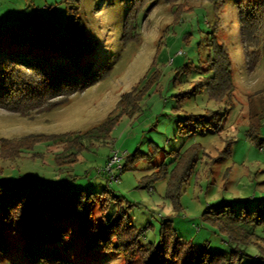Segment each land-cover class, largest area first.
I'll use <instances>...</instances> for the list:
<instances>
[{"label":"rangeland","instance_id":"1","mask_svg":"<svg viewBox=\"0 0 264 264\" xmlns=\"http://www.w3.org/2000/svg\"><path fill=\"white\" fill-rule=\"evenodd\" d=\"M131 3L0 0V28L18 24L22 17L41 14L63 31L78 8L85 32L95 45L80 62H90L98 71L110 66L105 78L51 110L29 117L0 108V139L89 132L115 115L124 93L144 81L150 72L160 71L157 84L142 99L141 108L134 115L123 113L105 134L79 138L85 146L80 152L70 149L67 154L71 158L62 162V146L52 140L37 141L16 159H0V180L12 186L65 185L87 193L106 190L115 198L105 218L122 209L143 232L140 241L144 245L158 244L162 225L170 219L178 236L196 250L206 246L211 251L230 252L235 246L204 215L221 211L226 204L240 210L255 209L264 203V118L258 129L250 126L251 115L264 109V0H221L217 7L200 0H180L178 18L172 6L161 1L150 12L140 13L139 40L125 44L124 22ZM216 19L218 40L229 47L235 85L232 97L221 103L210 99L207 90L194 89L197 81L212 75L207 71L206 59ZM240 20L243 23L237 24ZM243 26L247 34L253 33L257 48L242 47ZM4 46L9 44L0 42V48ZM255 53L257 64L250 68ZM206 113L208 120L188 121L191 115ZM186 124L191 132L181 133L180 127ZM196 145L202 148L198 150ZM74 153L77 160L73 159ZM115 153L125 168L119 169L114 163L111 172L108 167ZM190 153H196V165L187 180L180 179L175 188L179 192L177 208L168 194L171 175L188 161ZM162 163L168 165V176L153 179L156 166ZM150 180L151 186L145 187ZM105 205V198L97 199L96 218H101ZM55 223L69 232L67 243L58 248L64 264H142L138 258L127 262L116 251L87 249L73 218ZM4 230L12 247L9 254L0 256V264H35L25 253L20 230L12 225ZM255 233L254 243L241 248L244 264H264V226L257 227Z\"/></svg>","mask_w":264,"mask_h":264},{"label":"trees","instance_id":"2","mask_svg":"<svg viewBox=\"0 0 264 264\" xmlns=\"http://www.w3.org/2000/svg\"><path fill=\"white\" fill-rule=\"evenodd\" d=\"M80 2L81 0H76ZM161 1L174 9L175 18L180 17V0H132L125 16L123 40L125 44L139 40L138 18L145 10L150 12ZM210 2L215 7L221 0H200ZM237 4V3H236ZM180 19H175L179 21ZM238 21L237 24H242ZM254 24V21H252ZM218 21L214 24L213 37L209 39L207 71L212 75L197 81L194 89L207 90L210 99L221 103L229 100L234 91L232 63L229 47L218 40ZM243 26L242 47L257 48L253 44L252 32ZM0 42L9 47L0 48V108L31 117L35 113L48 111L62 105L73 94L84 91L89 86L105 78L110 66L98 71L92 63L82 64V57L95 48L86 34L84 22L78 8L75 17L66 21L63 31L50 19L35 14L22 17L18 24L0 28ZM249 52V51H248ZM256 54V53H255ZM258 55L249 61V67L257 64ZM155 67V62L153 63ZM160 78V71L154 70L144 81L131 91L124 93L117 105L115 115L103 124L86 133H65L52 135H31L22 138L0 139V159H16L24 149L31 148L40 140H52L62 146L60 158H71L67 153L77 148V153L85 146L79 138L92 137L95 133L105 134L111 130L123 113L134 115L141 108V101ZM261 92H264L262 90ZM209 113L202 116L191 115L188 121L203 122ZM264 118V109L250 117V126L258 129ZM181 133L191 132L188 124L180 127ZM198 150L202 146L196 145ZM77 153L73 159L77 160ZM187 162L177 166L171 175L169 196L175 207L179 208V192L176 186L180 179L187 180L196 165V153H190ZM73 161V160H69ZM157 174L153 179L165 178L169 174L168 165L156 166ZM125 165L122 166V170ZM150 180L145 187H150ZM181 184V183H180ZM98 198H105L106 205L100 219L94 215V205ZM104 190L101 193H87L82 189L70 190L65 185L53 188H37L27 184L12 186L0 180V256L9 254L11 243L7 240L5 226L17 227L25 240V253L32 257L35 264H64L58 256V248L69 240V232L56 220L68 218L77 221L78 230L85 238L87 249L101 248L107 252L122 253L127 262L136 258L142 264H244V248L254 243L255 229L264 226V203L255 209L237 208L226 204L224 209L213 214H205L204 219L215 226L235 247L230 251H211L206 246L195 249L188 241L176 233L170 219L164 221L158 244L144 245L138 230L120 209L110 218L105 213L110 208L111 199ZM264 255V249L261 250ZM67 264V263H65Z\"/></svg>","mask_w":264,"mask_h":264},{"label":"built area","instance_id":"3","mask_svg":"<svg viewBox=\"0 0 264 264\" xmlns=\"http://www.w3.org/2000/svg\"><path fill=\"white\" fill-rule=\"evenodd\" d=\"M120 160H121V158L118 156L117 153H115L114 157L110 161L108 169L112 172V166H113L114 163H117L118 168L122 169V165L118 163Z\"/></svg>","mask_w":264,"mask_h":264}]
</instances>
